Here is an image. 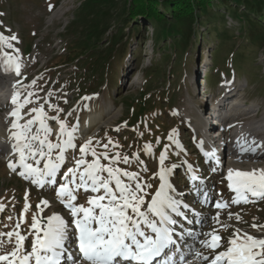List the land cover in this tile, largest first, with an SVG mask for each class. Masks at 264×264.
Instances as JSON below:
<instances>
[{"label": "rangeland", "instance_id": "rangeland-1", "mask_svg": "<svg viewBox=\"0 0 264 264\" xmlns=\"http://www.w3.org/2000/svg\"><path fill=\"white\" fill-rule=\"evenodd\" d=\"M215 1L212 0V3ZM131 2L132 0H0V13H3L0 15V32L18 36V42L13 43L15 49L19 50L18 53L14 52L0 43V55L9 52L14 57H19V90L24 94L34 93L33 103L26 105L23 113L42 104L48 115L52 116L56 113L50 105H57L63 109L61 119L67 120L69 125L79 122L76 134L78 146L89 137H93L94 143L99 141L101 145L111 138L119 147L110 146L109 151H119L132 160L131 164L121 163L119 167L140 172L143 180L153 185L148 190L150 193L158 188L159 181L155 174L159 171V156L165 145H168L165 166L172 168L175 165L169 177L175 188V195L193 209V212L188 213V219L193 220L192 224L183 218H177V233L189 229L196 233L210 231L216 225L205 224L203 221L196 223L199 217L194 213L209 217L218 211L214 208L216 200H230L233 193L226 187L225 179L229 168L247 171L264 169V147H258L254 154L245 153L244 158H247L242 161L243 159L231 155L232 151L240 150L231 147L228 143L231 142L230 138L226 139V135H223L220 144L215 145L216 152L221 153L220 164L217 165L204 156L203 151H208L204 140L201 148L200 139L207 118L202 119L200 113L208 111V107L214 104L210 94L218 97L221 93L223 98V89H235L234 92H239L235 98L240 103V109H233L230 114L237 117L235 123L239 126L238 136L251 138L258 136L263 130L264 29L255 37L256 44L253 48L247 46L245 38L248 24L238 19V15L224 12L222 8L217 11L218 7H214V12L224 15L225 26L219 25L216 13L214 16L208 13L206 23L209 21V25L213 24L212 29L208 30V23L202 28L192 50L180 53L179 45L176 47L173 42H168L166 48L161 50L159 39L154 35L157 24L152 23L153 19L141 16L131 21L133 29L129 26L124 29L125 25H122L120 29L124 30L126 38L122 41L118 35L114 42L111 39L114 35V21L126 13V3ZM217 3L216 1V6ZM110 7L111 11L106 13ZM241 10L244 11L243 6ZM116 11L119 16L114 13ZM164 16L167 17L166 22L175 21H172L170 14ZM220 37H223L222 43H226L227 48L222 49L219 57L221 62L214 65L213 54L221 42ZM175 47L177 52L173 50ZM240 50L244 55L240 54ZM223 62H229L230 65ZM222 72L225 75H221ZM33 80H36L35 86H32ZM8 81L0 79V94L7 95L9 92L8 85L12 82ZM49 93L52 95L49 96ZM84 97L91 99L85 100ZM14 108L15 105H5L0 99V201L6 205L4 211L0 212V233L8 232L14 227L24 206L27 191L31 209L27 214V223L22 224L21 229L27 234L32 215L38 211L37 205L43 199H48L51 204L43 213L45 217L50 211L59 212L66 219L70 217L56 199L51 187L38 188L18 175L19 168L17 172L8 168L9 161L17 159L13 156L12 141L8 133L13 119L10 113ZM69 112L72 113L71 116L68 115ZM239 115L241 116L238 118ZM206 117L209 119L208 125L214 127V122L210 121L209 116ZM92 120H96L94 125L87 127ZM49 123L54 129L58 127L54 121ZM251 123L253 125L249 126ZM117 128L119 131H116ZM174 128L178 130L177 138L183 148H177L167 139ZM52 139L55 140V134ZM257 140L258 145H262L261 139L257 137ZM145 144L153 146L151 155L144 150ZM72 151L75 150H70L69 157ZM97 151H103V148L98 147ZM76 154L78 158L79 153ZM137 155L143 164L137 162ZM88 159L91 160L92 157L89 156ZM188 165H192V168ZM68 166L71 165L66 164L62 171ZM192 173L198 177L197 180L192 179ZM77 195L78 204L86 203L87 196L82 190ZM150 198L149 196L148 199ZM227 211L239 212L247 223L237 226L258 235L250 225L253 222L264 223V200L233 205L221 214L222 221L227 219ZM9 217L12 219L9 220ZM229 223L236 222L233 220ZM231 232L232 229L229 228L221 231L220 235L223 239ZM32 239L29 236L25 241L28 250ZM180 246L186 260L191 261V264H201L194 255L195 250L204 251L197 241L185 237L184 241H180ZM11 248L12 244L5 240V251H10ZM220 250L222 249L216 251ZM174 256L177 264H181L179 253H174ZM65 264H71V260H66Z\"/></svg>", "mask_w": 264, "mask_h": 264}, {"label": "snow or ice", "instance_id": "snow-or-ice-1", "mask_svg": "<svg viewBox=\"0 0 264 264\" xmlns=\"http://www.w3.org/2000/svg\"><path fill=\"white\" fill-rule=\"evenodd\" d=\"M13 42H18V36L0 32V43L18 53ZM3 59L5 71L20 74L18 56L4 52ZM35 84L36 80H33L32 86ZM33 96L32 92L24 94L18 89L12 97L11 103L15 108L10 113L13 119L8 133L13 156L17 159L10 160L8 168L12 172H17L19 168L18 175L38 188L51 187L70 219L56 211H50L45 217L43 213L51 204L48 199H43L37 205L38 211L32 215L30 230L24 234L22 224L27 223V214L31 209L26 191L25 203L14 227L0 233V264H65L66 260H71V264H155L158 258L162 264H177L170 252L179 253L181 264H191L180 247V241H184L185 237L193 238L204 250L194 251L201 264H264V223H251L250 227L258 233L254 235L237 226L247 223L239 212L227 211V219L221 220V214L233 205L264 200V169L247 171L229 168L225 179L226 187L233 193L230 200H216L214 208L218 211L209 217L194 213L199 217L196 223L203 221L216 227L207 232L196 233L189 229L177 233V218L192 224L188 213L193 209L175 195V188L169 179L175 165L172 168L165 166L168 145L159 156V171L155 174L158 188L150 193L148 190L153 185L145 182L140 172L119 167L121 163L131 164L132 160L119 151H109L110 146L119 147L111 138L101 145L89 137L78 146L76 134L79 122L69 125L67 120L61 119L63 109L57 105H50L56 113L52 116L42 104L23 113L24 107L33 103ZM25 116L28 118L25 119ZM49 121L56 122L58 127L54 129ZM53 134L55 140L52 139ZM177 137L178 130L174 128L167 139L177 148H183ZM236 143L241 155L254 154L258 147H264L254 139H241ZM200 144L203 148V141ZM98 147H102L103 151H97ZM70 150L75 151L69 157ZM144 150L151 155L153 146L145 144ZM204 156L220 164L215 149L204 151ZM135 159L143 164L138 155ZM66 164L71 166L62 171ZM188 167L191 169L192 165ZM192 179L197 180L198 177L194 174ZM81 190L91 194L87 195L86 203L78 204L77 194ZM5 208L6 205L0 201V212ZM233 220L235 224L229 223ZM229 228L232 232L222 239L220 232ZM29 236L33 237L30 250L25 247ZM5 240L12 244L10 251H5ZM217 249L222 250L217 252Z\"/></svg>", "mask_w": 264, "mask_h": 264}, {"label": "trees", "instance_id": "trees-1", "mask_svg": "<svg viewBox=\"0 0 264 264\" xmlns=\"http://www.w3.org/2000/svg\"><path fill=\"white\" fill-rule=\"evenodd\" d=\"M103 1L109 2L111 0ZM216 1L218 2L217 6L215 4ZM216 1L213 2V5L212 0H132L131 4L126 3V13H123L121 17L119 16L118 11L114 12L115 14L117 13L119 17L116 22L114 21L115 27L112 29L114 30V35L111 37V39L115 42L117 36L120 35L121 40L123 41L126 38V34L124 33V30L121 31L120 29L123 27L122 25H125L124 29L128 26L133 29L134 27L132 26L133 23L131 21H134L135 18L141 16L148 20L153 19L152 23L157 24V31H154V35L156 36V39H159L161 50L166 48L168 42H173L172 44H175L176 47L179 45V48L181 49L180 53L182 51L192 50L194 43L198 42L202 28H204L209 22L208 21L206 23L207 14L212 13L214 16L216 13V11H213L215 10L214 7H218L217 11L222 8L224 12L228 11V13H234L236 16H239L237 17L238 19L249 25H247L248 30L246 31L245 39L248 42L247 46H251L253 48V46L256 44L255 37L264 29V0ZM241 5L244 7V11L241 10ZM109 11H111V7L106 11V13H109ZM164 14H170L172 21L175 20L176 22H166L168 20H166L167 17L164 16ZM218 14L216 13V18L217 20H220L219 25L225 26L224 15ZM209 24L210 23H208L207 28L208 30H211L213 24ZM247 32L252 34L249 35ZM221 38L223 37H220L219 40L221 42L218 44L213 54L214 65H218L221 62L219 57L221 56L222 49L227 48L226 43H222L223 41ZM176 47L173 48L175 52H177ZM123 49L125 50V47H123ZM240 54L244 55V52L242 51ZM227 63L228 62H225L224 64L226 65ZM220 67L223 68L222 66Z\"/></svg>", "mask_w": 264, "mask_h": 264}, {"label": "bare ground", "instance_id": "bare-ground-1", "mask_svg": "<svg viewBox=\"0 0 264 264\" xmlns=\"http://www.w3.org/2000/svg\"><path fill=\"white\" fill-rule=\"evenodd\" d=\"M5 79V78H4ZM11 92V91H10ZM11 94V93H10ZM9 94V92L7 93V95H3L2 97L5 99V98H9L10 99V97L11 96H9L10 95ZM2 95V94H1ZM1 97V96H0ZM235 97H232V95L225 101V102H227V103H225L223 106H224V110H227V106H228V108H230V106L229 105H231L235 100H236V98L234 99ZM229 103V104H228ZM201 115V114H200ZM202 117V119H203V116H201ZM91 118V117H90ZM91 120V119H90ZM98 121V120H97ZM96 122V120H92L90 123H89V125L87 126V127H90V126H93L94 125V123ZM205 123H207V119H206V121H205ZM208 124V123H207ZM207 124H204L203 125V127H205V126H207ZM251 125H253L252 123L249 125V126H251ZM209 126V125H208ZM231 154V153H230ZM234 158H238V159H243L242 161H244L245 159H244V154L243 155H241L240 154V151H237V150H234V151H232V154H231ZM255 157H257V156H255ZM259 157V156H258ZM257 157V158H258ZM250 158H251V156H250ZM261 159V158H260ZM178 192V191H177ZM179 199V198H178Z\"/></svg>", "mask_w": 264, "mask_h": 264}]
</instances>
